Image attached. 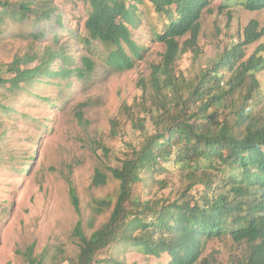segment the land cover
Masks as SVG:
<instances>
[{
  "label": "trees",
  "instance_id": "trees-1",
  "mask_svg": "<svg viewBox=\"0 0 264 264\" xmlns=\"http://www.w3.org/2000/svg\"><path fill=\"white\" fill-rule=\"evenodd\" d=\"M86 1L90 12L85 27L90 40L114 47L107 55V64L119 72L134 68L144 50L131 29L137 25L135 4L127 0ZM131 1L150 2L155 12L168 20L156 33L165 50L160 62L151 64L145 90L153 92L123 106L142 140L127 144L129 150L122 157L116 156L117 164L109 166V172L97 168L93 176L97 186L111 178L119 181L115 200L105 197L95 201L94 210L101 214L112 208L110 216L90 234L82 222L78 223L75 235L80 250L71 264H137L111 256L119 243L138 247L160 264H264V94L255 98L260 87L256 74L264 69V42L246 59L242 49L264 36V26L259 29V22L251 20L243 30L244 39L226 47L193 81L177 75L176 63L189 51L195 57L201 55L202 19L212 11V0ZM236 2L253 12L264 11V0ZM34 4L30 0H0V26L7 19L48 20L55 11L54 7L41 9ZM47 55L35 51L0 63V70L10 74H0V85L16 89L21 83H33L43 68L49 70L57 54ZM59 55L64 61L62 68L50 74L85 77L95 68L89 56L82 57L83 67L69 68L70 59ZM38 59L39 65L29 67ZM224 68L232 73L226 82ZM244 89L242 98H236ZM113 124L115 130L118 122ZM165 163L180 171L185 187L174 199L160 196L142 200L137 187L143 175L164 171L168 168ZM70 197L80 212L79 194L72 183ZM213 241L235 247L232 258L220 261L216 251L203 255Z\"/></svg>",
  "mask_w": 264,
  "mask_h": 264
},
{
  "label": "rangeland",
  "instance_id": "rangeland-1",
  "mask_svg": "<svg viewBox=\"0 0 264 264\" xmlns=\"http://www.w3.org/2000/svg\"><path fill=\"white\" fill-rule=\"evenodd\" d=\"M30 1L35 7H54L55 11L44 21L7 19L0 26V63L35 51L40 56L47 57L49 52L57 55L49 70L43 68L33 83H21L16 89L10 84L0 85V264H71L80 250L75 235L78 223L82 222L88 234L99 228L112 208L98 214L95 201L105 197L115 200L117 196L119 181L111 178L105 185L93 184L96 169L109 172L107 168L117 164L116 156L122 157L129 150L127 144H138L143 138L127 120L123 106L153 92L145 90V85L151 64L159 63L165 50L156 33L168 20L148 1L127 0L136 6L137 25L131 29L144 50L134 68L119 72L106 62L114 47L88 36L85 22L90 5L86 0ZM211 10L202 19L201 55L195 57L189 51L176 63L177 75L189 80L195 81L226 47L242 41L243 30L251 20L259 22V29L264 26V11H250L236 0H212ZM262 42L264 36L244 45L245 59ZM60 53L70 59L69 68L83 67V56L91 57L95 68L85 77L50 74L62 68ZM40 63L38 59L29 67ZM222 73L224 82L232 75L226 68ZM0 74L10 76L1 70ZM256 75L260 87L255 98H260L264 94V69ZM246 90L238 91L236 98H242ZM258 109L256 106L254 111ZM114 121L118 122L116 131ZM165 165L168 168L164 171L143 175L137 187L142 200L160 196L174 199L185 187L180 171L171 163ZM71 183L79 194L80 212L71 201ZM235 249L213 241L203 255L216 251L219 260L227 262ZM111 256L127 263L160 264L130 243L117 244Z\"/></svg>",
  "mask_w": 264,
  "mask_h": 264
}]
</instances>
